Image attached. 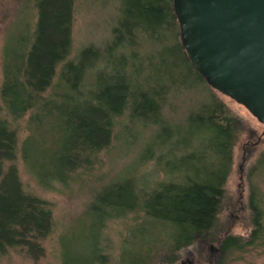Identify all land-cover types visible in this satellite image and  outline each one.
I'll return each instance as SVG.
<instances>
[{"label":"trees","instance_id":"obj_1","mask_svg":"<svg viewBox=\"0 0 264 264\" xmlns=\"http://www.w3.org/2000/svg\"><path fill=\"white\" fill-rule=\"evenodd\" d=\"M34 1L38 14L30 34L19 42L20 47L6 52L1 95L14 118L31 111L30 123L35 124L39 117L47 122L43 123L39 149L38 128L22 149L27 166L39 169L40 182L66 185L77 169H91L99 152L112 142L116 118L126 112L132 122L158 128L143 141L139 159L144 163L157 154L161 168L125 176L122 183L98 195L93 205L96 221L91 223L95 230L92 233L90 225L91 232L80 242L87 253L91 245L93 255L102 258L99 244L105 221L132 213L139 215L140 221L130 225L124 242L122 258L127 264H147L153 261V254L175 261V252L201 236L216 240L215 226L233 165L234 146L245 127L190 62L179 41L173 0H120V15L110 42L102 48L104 52L90 45L76 60H67L74 0ZM170 38L178 40L176 49L190 62L196 79L207 84H142L148 80L140 75L148 67L149 57L138 56V42L149 39L152 44L164 45ZM12 59L17 62L12 64ZM100 59L104 64L88 74L84 84L86 72ZM62 62L60 82L46 95ZM179 87L202 94V103L192 107L184 126L162 113L169 104V94ZM60 99L63 103H57ZM2 109L0 104V257L16 247L39 256L44 252L42 240L52 230V213L45 200L22 186L14 163L18 135ZM51 132L62 136L61 146L54 144ZM160 170L163 178L156 174ZM250 185L251 232L248 236L225 233L220 237L222 252L216 264H224L236 250L264 245V193L253 181ZM73 234L64 242V262L85 264L88 255L80 253Z\"/></svg>","mask_w":264,"mask_h":264},{"label":"rangeland","instance_id":"obj_2","mask_svg":"<svg viewBox=\"0 0 264 264\" xmlns=\"http://www.w3.org/2000/svg\"><path fill=\"white\" fill-rule=\"evenodd\" d=\"M120 10V0H74L71 53L67 60H76L80 52L90 45L101 48L104 52L102 48L110 42L112 29L117 23ZM37 14L34 0H0V104L3 107L2 115L9 120L18 135V152L14 163L22 186L26 192L46 201L52 213V230L42 240L44 252L39 256L28 255L23 249L16 247L0 257V264H66L63 258L64 242L73 232L74 243L79 245L80 253L88 255L85 264H127L122 258L124 242L130 225L140 221L137 214L132 213L105 221L99 244L102 258H99L100 255H93L94 249H91V245L88 246L87 253V249L80 242L84 234L88 235L91 232V223L96 221L93 205L96 204L98 195L105 193L110 186L122 183L125 176H135L161 168L157 154L144 163L139 159L143 141L149 135L155 134L158 128L155 124L145 126L132 122L129 113L126 112L116 118L112 142L99 152V158L91 169H77L66 185L60 182H54L49 186L42 184L38 179L39 169L35 171L27 166L22 149L37 128L39 131L36 133V140L39 142L36 143L39 149L44 136L43 127L47 122L39 117L35 119V124L30 123L31 111L20 118H14L8 112L1 95L6 52L8 48L20 47L19 42L30 34ZM179 41L181 42L180 36ZM177 42L175 38H170L164 45L152 44L149 39H141L138 42V56L149 57L145 58L148 67L143 69L140 75V78L148 80L141 82L142 84H207L196 79L194 70L189 64L191 60L187 62L183 52L176 49ZM115 56L120 57V55ZM102 59L96 62V67L86 72L84 84L88 81L87 75L90 76L98 71L101 64H104ZM16 62L13 59L11 61L12 64ZM64 64L65 62H62L58 65L56 76L52 86L45 92L46 95L51 94L56 84L60 82ZM136 76L140 79L138 74ZM216 92L245 127V131L234 146L233 165L225 185L222 210L215 226L214 243L219 244L220 237L225 233L248 236L251 232L248 210L251 182L253 181L264 193V124L243 104L219 91ZM201 100L202 94L198 90L179 87L169 94V104L163 107L162 113L173 123L184 126L189 111L202 103ZM57 103L63 101L60 99ZM51 134L54 144L61 146L62 136H56L53 132ZM156 174L161 178L165 176L161 170ZM94 226L92 225V233L95 230ZM207 240L211 241V238L207 237ZM191 250L194 253L192 260L195 264H216V259L220 255L213 254L210 249H202V245L196 241L175 252L178 255L175 261H171V257L158 258L153 254V261L147 264H180ZM224 264H264V245L251 246L247 250H236L225 258Z\"/></svg>","mask_w":264,"mask_h":264},{"label":"water","instance_id":"obj_3","mask_svg":"<svg viewBox=\"0 0 264 264\" xmlns=\"http://www.w3.org/2000/svg\"><path fill=\"white\" fill-rule=\"evenodd\" d=\"M180 38L207 83L264 124V0H173Z\"/></svg>","mask_w":264,"mask_h":264},{"label":"flooded vegetation","instance_id":"obj_4","mask_svg":"<svg viewBox=\"0 0 264 264\" xmlns=\"http://www.w3.org/2000/svg\"><path fill=\"white\" fill-rule=\"evenodd\" d=\"M201 245H202V249H210L212 250L213 254H220L222 251L219 247L220 245V241L218 242L219 244H215L213 240L209 241L207 240L206 236H201L198 240H197ZM207 246V247H206ZM194 257V253L193 251H188L187 252V257L185 259L182 260V262H188L190 264H195L194 261L192 260V258ZM218 258V257H217ZM217 261V259H216ZM182 262H180V264H183Z\"/></svg>","mask_w":264,"mask_h":264}]
</instances>
